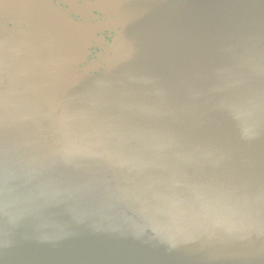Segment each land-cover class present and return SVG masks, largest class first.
<instances>
[{
    "label": "water",
    "instance_id": "water-1",
    "mask_svg": "<svg viewBox=\"0 0 264 264\" xmlns=\"http://www.w3.org/2000/svg\"><path fill=\"white\" fill-rule=\"evenodd\" d=\"M23 1L0 0L34 29L0 24V264H264V0H117L131 32L92 76L93 28Z\"/></svg>",
    "mask_w": 264,
    "mask_h": 264
},
{
    "label": "flooded vegetation",
    "instance_id": "flooded-vegetation-1",
    "mask_svg": "<svg viewBox=\"0 0 264 264\" xmlns=\"http://www.w3.org/2000/svg\"><path fill=\"white\" fill-rule=\"evenodd\" d=\"M116 1L112 2L111 0H26V4H24L23 1V10L26 14L32 13L34 15H37L38 10L39 14H44V12H47L52 17L58 16L63 22H65L62 23V29L64 31L66 29H80L81 32V30H84L83 28H93L94 37L95 35L98 36L100 33L104 32V30L108 29L104 26L105 20H107V18H105L103 14L105 11H116ZM39 3L42 4L37 5V7L36 4ZM71 10L72 14H69L68 12H70ZM0 12H2L6 18L13 20L16 25H22L25 27H20L21 30L34 33V29L31 26L20 23L14 16H12L11 14L8 15L7 11L4 12L0 10ZM91 13L97 16L96 18H98V21L95 23L88 24L87 20H84L82 17L86 18L88 15H91ZM114 17L115 16L109 18L114 19ZM36 33L39 36V32L37 31ZM81 45L84 47L85 50L84 54H82L83 57L81 56V61L83 60V62H85L88 56L90 55L88 49L91 50L94 46L93 40L82 39Z\"/></svg>",
    "mask_w": 264,
    "mask_h": 264
},
{
    "label": "rangeland",
    "instance_id": "rangeland-1",
    "mask_svg": "<svg viewBox=\"0 0 264 264\" xmlns=\"http://www.w3.org/2000/svg\"><path fill=\"white\" fill-rule=\"evenodd\" d=\"M111 1L113 2L116 0H111ZM184 1L186 0H177V2H184ZM120 6L118 8H120ZM116 11H105L103 15L105 18L108 19L109 17H112V16H115V17L119 16V14L122 13L121 9L120 10L118 9L119 12H116ZM68 13L72 14V10ZM96 17L97 16L91 13V15H88L86 18L84 17L82 18L84 20H87L88 24H91V23H95L98 21V18ZM0 24H1V28L7 31H14V29L21 31L20 27L25 28L22 25H16L13 20L6 18L2 12H0ZM130 32H131V26H119V27L108 28L104 30V32L100 33L98 36L95 35L92 39L94 46L90 50V55L88 56L85 63H83L80 66L81 70H84L89 66L90 67L89 74L90 76H92L97 73L95 70L96 67L98 68V70L103 68V66L106 64V63L104 64L105 60L108 61L111 58H113V60H118L120 57V54L125 49L124 41L129 36ZM100 63L103 65L96 66Z\"/></svg>",
    "mask_w": 264,
    "mask_h": 264
}]
</instances>
